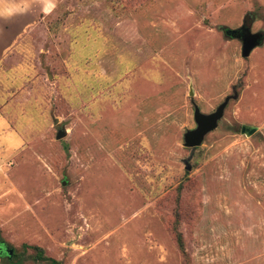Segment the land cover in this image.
<instances>
[{
	"label": "rangeland",
	"instance_id": "374dc122",
	"mask_svg": "<svg viewBox=\"0 0 264 264\" xmlns=\"http://www.w3.org/2000/svg\"><path fill=\"white\" fill-rule=\"evenodd\" d=\"M51 14L34 38L51 69L0 116V245L60 264H264V41L243 59L226 35H264V0H57ZM233 93L190 155L194 105Z\"/></svg>",
	"mask_w": 264,
	"mask_h": 264
},
{
	"label": "crops",
	"instance_id": "0c3cea01",
	"mask_svg": "<svg viewBox=\"0 0 264 264\" xmlns=\"http://www.w3.org/2000/svg\"><path fill=\"white\" fill-rule=\"evenodd\" d=\"M56 4L57 0H0V116L2 118L14 116L13 112L17 107L21 110L27 107L28 100L22 105L19 104L24 93L26 91L32 93L29 88L31 86L35 88L36 85L41 86L42 77L38 74L45 72V69H51L47 62V59H50L46 57L47 49L42 46L39 48L34 38L39 29L40 35L46 40L49 39L50 32L41 26L45 18L52 15ZM68 56V51L65 53L62 50L57 56L56 62L63 65L64 69L67 67ZM66 74V72L56 74L54 78L51 74L47 76L52 80H61L62 77L67 80ZM3 77L6 83H3L4 79L1 80ZM76 90L78 91L79 88ZM50 103L49 101L48 116L51 113Z\"/></svg>",
	"mask_w": 264,
	"mask_h": 264
},
{
	"label": "water",
	"instance_id": "95a60500",
	"mask_svg": "<svg viewBox=\"0 0 264 264\" xmlns=\"http://www.w3.org/2000/svg\"><path fill=\"white\" fill-rule=\"evenodd\" d=\"M226 35L232 38H237L241 41V57L243 59L248 58L251 52L262 45L264 41V35L261 32H251L250 28L247 26H242L238 30H229L226 31ZM190 96H193L192 90L189 92ZM234 98L233 96H227L224 98L223 102L219 104V106L215 109L214 112L210 114H203L200 112L199 108L194 105L193 107V119L196 124L195 128L192 130H188L185 132L183 136V146L191 150V154H193L195 148L199 147L204 137L216 129L219 120L222 118L224 109L226 108L230 99ZM57 123V119H54V124ZM256 132L255 128H250L248 126H242L240 129V133L245 136H251ZM66 130L59 129L57 130V134L55 136L56 140H60L66 136ZM190 159V158H189ZM188 160L184 161L185 170L190 171L191 167L188 163ZM64 185V183H63ZM2 252L4 254H8L10 258L12 255L11 249H6L3 245L0 246V257L2 256Z\"/></svg>",
	"mask_w": 264,
	"mask_h": 264
},
{
	"label": "trees",
	"instance_id": "16d2710c",
	"mask_svg": "<svg viewBox=\"0 0 264 264\" xmlns=\"http://www.w3.org/2000/svg\"><path fill=\"white\" fill-rule=\"evenodd\" d=\"M234 98H236L237 94L233 93L232 95ZM230 96V97H232ZM176 220L171 226V230L174 235L175 243L178 248V250L181 252V254L185 255V249H184V242H183V237L182 233L179 231V220H178V214ZM1 234V233H0ZM4 243L1 240V235H0V244ZM12 250V255L9 258L8 254H5L6 257L3 259L7 264H22V261L24 259V256L30 251V254H27V259L32 260L33 262H39V263H45L47 262L48 264H60L58 261L48 257L45 254V251L38 246H30L27 244H23L20 248V252H16L15 250Z\"/></svg>",
	"mask_w": 264,
	"mask_h": 264
},
{
	"label": "flooded vegetation",
	"instance_id": "af4514ba",
	"mask_svg": "<svg viewBox=\"0 0 264 264\" xmlns=\"http://www.w3.org/2000/svg\"><path fill=\"white\" fill-rule=\"evenodd\" d=\"M60 129V127H57V130H59ZM1 246V245H0ZM2 254H3V252H2Z\"/></svg>",
	"mask_w": 264,
	"mask_h": 264
}]
</instances>
